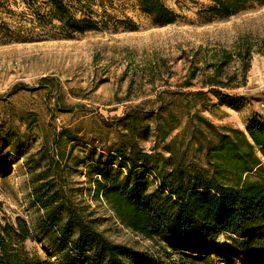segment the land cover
Masks as SVG:
<instances>
[{
    "label": "trees",
    "instance_id": "16d2710c",
    "mask_svg": "<svg viewBox=\"0 0 264 264\" xmlns=\"http://www.w3.org/2000/svg\"><path fill=\"white\" fill-rule=\"evenodd\" d=\"M132 1L154 25H171L179 18L162 0ZM254 1L209 0L210 5L196 15L205 23L226 19L249 10ZM112 2L0 0V43L73 39L111 25L133 30L131 20L114 22L110 17ZM251 48L245 41L232 51H215L201 68L189 61L179 88L198 86L199 90L157 94L158 99L170 96L181 102L184 113H172L167 104L160 109L154 123L158 143L150 153L139 149L133 127L140 118L130 113L123 118L130 134L108 157L118 169L110 176V163L95 162L97 167L91 168H98L92 181L94 200L104 202L122 227L153 242L154 251L107 240L93 227L83 206L61 197L53 190V181L39 173L31 179L34 202L43 213L35 229L22 219L15 226L0 225V264H185L187 260L264 264V115L252 113L241 131L217 127L196 111L213 106L236 111L246 105L245 95L224 91L246 87ZM235 61L239 71L229 73ZM209 95L216 104H209ZM180 118L186 119L180 132L157 152L160 143L181 126ZM58 158L63 160V154ZM122 169L126 174L120 177ZM34 233L55 263L30 258L19 247Z\"/></svg>",
    "mask_w": 264,
    "mask_h": 264
},
{
    "label": "rangeland",
    "instance_id": "374dc122",
    "mask_svg": "<svg viewBox=\"0 0 264 264\" xmlns=\"http://www.w3.org/2000/svg\"><path fill=\"white\" fill-rule=\"evenodd\" d=\"M112 1L110 17L114 22L131 20L133 30L111 25L73 39L0 43V225L15 226L22 219L36 228L43 211L34 202L31 178L40 173L53 181V190L61 197L83 206L93 227L107 240L152 252L153 242L122 227L104 202L94 200L92 181L98 168H91L97 167L95 162L110 163V176L118 169L108 157L130 134L129 123L123 120L130 113L140 118L133 127L135 141L150 153L158 143L154 123L160 109L167 104L172 113H184L181 102L170 96L158 99L157 94L199 90L179 88L191 66L188 62L201 68L215 51H232L245 41L252 47L246 87L224 92L243 94L248 104L236 111L220 106L196 111L217 127L241 131L252 113L264 115V0L209 23L196 15L210 5L209 0H162L179 17L166 26L154 25L132 0ZM238 69L235 61L228 72ZM208 98L210 105L216 104L212 96ZM180 120L181 126L157 152L180 132L186 119ZM225 238L220 236V243ZM19 247L30 258L55 263L36 233ZM211 257L216 260V255Z\"/></svg>",
    "mask_w": 264,
    "mask_h": 264
}]
</instances>
